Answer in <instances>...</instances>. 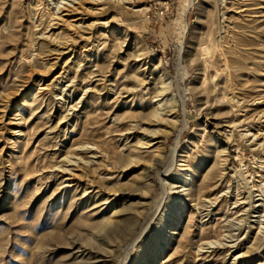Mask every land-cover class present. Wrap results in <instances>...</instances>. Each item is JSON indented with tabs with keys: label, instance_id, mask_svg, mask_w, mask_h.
I'll list each match as a JSON object with an SVG mask.
<instances>
[{
	"label": "rangeland",
	"instance_id": "1",
	"mask_svg": "<svg viewBox=\"0 0 264 264\" xmlns=\"http://www.w3.org/2000/svg\"><path fill=\"white\" fill-rule=\"evenodd\" d=\"M216 1L0 0V264H264V0Z\"/></svg>",
	"mask_w": 264,
	"mask_h": 264
},
{
	"label": "bare ground",
	"instance_id": "2",
	"mask_svg": "<svg viewBox=\"0 0 264 264\" xmlns=\"http://www.w3.org/2000/svg\"><path fill=\"white\" fill-rule=\"evenodd\" d=\"M99 1V0H98ZM217 5L220 4L219 7H221V5H224L225 4V0H217L216 1ZM217 7V6H216ZM245 11V10H244ZM218 16H222V15H218ZM220 18V17H219ZM222 18V17H221ZM224 24V23H223ZM219 33V32H218ZM163 78V77H162ZM164 93V87H162L158 93V96H160V94H163ZM173 103V102H172ZM161 104H157V107L156 108H153L151 111H150V126H152V124L156 123L157 120L160 121L161 118V114H160V108H161ZM139 141H142V140H139ZM139 146H142V144L140 142H137L135 147L133 148L134 150L137 149ZM214 149L217 151L214 155H215V160H214V165H213V168L215 169H221L220 167H223L221 166L222 164H220L222 162V160L220 159L221 157H223V154H224V149H221L219 148V145H217V143L214 144ZM138 150V149H137ZM213 154V153H212ZM220 159V160H219ZM90 164V163H89ZM212 168V169H213ZM153 172H156L155 173V177L156 179L159 181L161 187L163 189H165L167 186L166 184L164 183V180H163V174H165V171H162L160 170V167H159V164L157 162V160L154 162V164L151 165L150 167V170L147 171V176L149 177L150 175V182L152 184V182L154 181L153 178H151V176H153ZM163 177V178H162ZM211 179V178H210ZM189 191V190H188ZM165 192V191H164ZM181 192V191H179ZM183 192V191H182ZM187 191H185L184 193H186ZM178 193V192H177ZM128 194V197L130 199H133L136 197V193H130V192H127ZM187 194V193H186ZM189 195V194H188ZM132 204V203H131ZM157 215V214H156ZM179 215V214H178ZM180 216H178L177 218L179 219ZM140 218V217H139ZM138 219V218H137ZM139 222V221H138ZM145 223V221H144ZM143 222H140L137 226V231L139 232L138 234H136L137 237H135L134 239H132L129 243V248L132 249L135 247V245L137 244V242L139 241V239H141V237H143L144 235V232L146 231L147 227H145L144 229L142 228L143 225H144ZM149 223V222H148ZM100 226V225H99ZM134 234V233H133ZM167 236V235H166ZM128 240V239H127ZM123 243V242H122ZM117 244V243H116ZM115 245V244H114ZM117 246V245H116ZM128 249V248H127ZM155 252V251H154ZM147 264V263H146Z\"/></svg>",
	"mask_w": 264,
	"mask_h": 264
}]
</instances>
